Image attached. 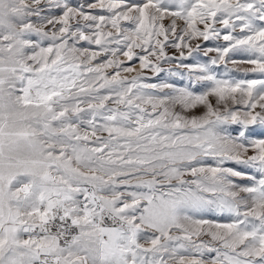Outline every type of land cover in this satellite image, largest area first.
Returning a JSON list of instances; mask_svg holds the SVG:
<instances>
[{
    "label": "snow or ice",
    "instance_id": "1",
    "mask_svg": "<svg viewBox=\"0 0 264 264\" xmlns=\"http://www.w3.org/2000/svg\"><path fill=\"white\" fill-rule=\"evenodd\" d=\"M0 264H264V0H0Z\"/></svg>",
    "mask_w": 264,
    "mask_h": 264
},
{
    "label": "rangeland",
    "instance_id": "2",
    "mask_svg": "<svg viewBox=\"0 0 264 264\" xmlns=\"http://www.w3.org/2000/svg\"><path fill=\"white\" fill-rule=\"evenodd\" d=\"M80 2H84V0H71V3H73V4L80 3ZM137 2H139V0H137ZM93 11H95V10H93ZM165 23L167 24V21H165ZM81 43H84V42H81ZM208 43L211 44L212 42L210 41ZM90 50L97 51L98 50V47L95 46V45H91L90 46ZM199 55H200V58H201V61L202 62L205 61V60H207V57H204L202 53L199 54ZM210 55H213L214 56L215 53H212ZM239 58L240 57H237V59H239ZM99 59L102 60V59H104V57L101 56ZM125 62L128 63L127 61H125ZM133 63H136V62L134 61ZM164 67L167 69L170 66L167 65V64H165ZM229 67L230 68H241V69H243V68H247V67H251V66L250 65H229ZM109 71H111V70H109ZM144 75L146 77H148V80L146 82H162L161 81V77L167 79L169 82H177L178 81V78H176V77H168L166 72L161 73L160 76L157 77L150 70L146 69V70H144ZM235 78L240 79V78H243V76L241 74L237 73L236 76H235ZM248 78H252V76L250 75ZM186 84H187V81H182V82H178L177 83V86L180 87V86H184ZM199 89H200V86L198 85L197 86V90H199ZM177 111H179V108H177ZM197 111L198 112H202V109H197ZM209 159H211V158H209ZM226 166H232V165H226ZM236 167H239V166H236ZM206 218H208V219H214V217H212V216H208ZM220 220L223 221V222H226V221H224V218L223 217H221Z\"/></svg>",
    "mask_w": 264,
    "mask_h": 264
}]
</instances>
